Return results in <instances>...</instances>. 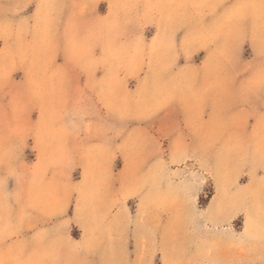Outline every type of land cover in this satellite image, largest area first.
Masks as SVG:
<instances>
[{
  "label": "rangeland",
  "instance_id": "374dc122",
  "mask_svg": "<svg viewBox=\"0 0 264 264\" xmlns=\"http://www.w3.org/2000/svg\"><path fill=\"white\" fill-rule=\"evenodd\" d=\"M0 264H264V0H0Z\"/></svg>",
  "mask_w": 264,
  "mask_h": 264
},
{
  "label": "crops",
  "instance_id": "0c3cea01",
  "mask_svg": "<svg viewBox=\"0 0 264 264\" xmlns=\"http://www.w3.org/2000/svg\"><path fill=\"white\" fill-rule=\"evenodd\" d=\"M102 16H105V13H103ZM86 122L90 125H92L93 123L97 122V120H94V119H89V120H86Z\"/></svg>",
  "mask_w": 264,
  "mask_h": 264
}]
</instances>
